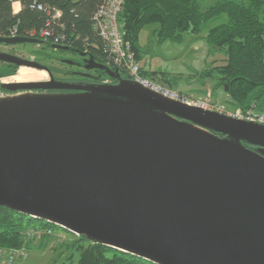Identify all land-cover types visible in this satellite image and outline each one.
Segmentation results:
<instances>
[{
    "label": "water",
    "instance_id": "1",
    "mask_svg": "<svg viewBox=\"0 0 264 264\" xmlns=\"http://www.w3.org/2000/svg\"><path fill=\"white\" fill-rule=\"evenodd\" d=\"M27 45L48 43L0 38ZM0 63L50 77L0 85L13 93L0 95V207L149 264H264L263 124L167 99L92 55L86 68L117 83ZM52 89L68 92H32Z\"/></svg>",
    "mask_w": 264,
    "mask_h": 264
},
{
    "label": "trees",
    "instance_id": "2",
    "mask_svg": "<svg viewBox=\"0 0 264 264\" xmlns=\"http://www.w3.org/2000/svg\"><path fill=\"white\" fill-rule=\"evenodd\" d=\"M103 1L0 0V37L7 35L13 27L18 29L20 36L28 31H38L57 11L60 18L52 21L51 25L54 37L62 36L64 46L87 51L104 63L101 39L93 33L92 28L94 13ZM125 1L118 21L123 25L124 36L138 61L141 52L139 34L145 27L156 25L152 34L157 44L165 40L177 44L184 40V36H196L211 22H217L207 31L205 43L224 58L221 65L204 70L202 76L209 77L214 70L220 75L216 88L223 89L227 105L232 106L233 110L264 112V0H215L208 6H203V0ZM14 2H19L18 13L13 11ZM32 3L46 7L49 14L30 9ZM142 73L149 80H159L174 87L166 74L144 69ZM14 74L0 72L1 77ZM24 223L32 226H25ZM37 228L60 230L0 207V248L3 250L35 249L33 243L21 234L27 229ZM73 237L75 240L63 246L68 254L61 264H149L109 247L91 244L83 236Z\"/></svg>",
    "mask_w": 264,
    "mask_h": 264
},
{
    "label": "rangeland",
    "instance_id": "3",
    "mask_svg": "<svg viewBox=\"0 0 264 264\" xmlns=\"http://www.w3.org/2000/svg\"><path fill=\"white\" fill-rule=\"evenodd\" d=\"M214 1L203 0V6H208ZM217 24V22H211L198 35H186L184 36V40L177 44L168 40L157 44L156 38L152 34L156 25L145 27L140 32L138 40V46L141 48L139 55L141 68L147 72L156 71L166 74L167 78L173 81L174 87H169L159 80L154 81L178 94L180 93L188 98H194L199 101H208L210 104L218 102L227 103V96L223 92V89L216 88L215 85L220 75L214 70L209 77L202 76L204 70L221 65L224 58L223 55L212 51L208 44L205 43L207 31ZM0 50H4L3 46H0ZM16 50L23 52L21 46H16ZM25 51L26 55L35 56L38 61H45L48 64L51 62L46 61V57L50 58V60L62 57L61 54H57L51 50L42 52L39 48L32 45H27ZM8 81L15 80L12 78ZM228 109L234 111L232 106H229ZM25 226L31 227L32 224H25ZM56 237L57 240L59 239V243L53 239L41 242L42 239H40V243L36 245L32 244L36 248L27 250L28 256L25 261H19L15 264H61L68 254L63 247L64 244L70 243V241L75 239L73 235L60 230ZM1 250L3 249L0 248V253L13 251Z\"/></svg>",
    "mask_w": 264,
    "mask_h": 264
},
{
    "label": "built area",
    "instance_id": "4",
    "mask_svg": "<svg viewBox=\"0 0 264 264\" xmlns=\"http://www.w3.org/2000/svg\"><path fill=\"white\" fill-rule=\"evenodd\" d=\"M125 0H104L103 3L96 9L93 19V33L101 39L102 42V59H104V65L112 70H118L119 73L122 72L123 77L128 78L130 81H135L142 88H146L151 92L158 93L159 95L170 99L175 102H181L188 107L198 108L200 110H205L208 112H217L222 115H227L235 119H241L246 122H255L264 125V112H257L249 109L247 112H243L239 109L231 111L227 103H214L210 104L208 101H199L194 98H188L182 94H178L168 88L163 87L156 81H152L143 76L142 69L138 59L135 57V53L131 47L130 42L125 38L123 25L119 23L118 17L121 14V10L125 4ZM15 5H17V10H15ZM14 13H18L20 10L19 2H14L12 4ZM32 10H38L40 12H46L47 15L49 11L46 7L42 5H36L32 3L29 7ZM54 11V10H53ZM60 15L57 11L51 15V19L46 21L43 28L38 31H28L22 37H29L33 39H40L47 43L53 45H64L65 39L61 36H55L53 29L51 27L52 21L58 20ZM20 36L18 34V29L16 27L11 28L9 33L4 37L15 38ZM0 37V38H4ZM6 78H0V85ZM8 84V83H6ZM4 84V85H6ZM1 95V94H0ZM59 230L46 229H27L21 236L30 240L33 245L40 242V239H53L55 242H60L57 240L56 235H58ZM27 248L13 249L6 253H0V264H15L19 261H25L27 258ZM3 251V250H1Z\"/></svg>",
    "mask_w": 264,
    "mask_h": 264
},
{
    "label": "flooded vegetation",
    "instance_id": "5",
    "mask_svg": "<svg viewBox=\"0 0 264 264\" xmlns=\"http://www.w3.org/2000/svg\"><path fill=\"white\" fill-rule=\"evenodd\" d=\"M51 43H48V46H39L37 48L40 49V51L42 52H47V51H52V52H56L57 54H61L62 57L60 58H55L53 60H50V58L46 57V61H50L51 65L48 64L47 62H42V61H38L37 58H35V56H30V55H26V51L25 49L27 48V46H21L22 47V51L23 52H19L16 50V47H3L4 50H0V52L2 53H7L11 56L14 57H18L21 60L24 61H32L35 62L37 64H41L42 66H44L47 70L48 73H50L51 77L58 83H68V84H78V85H86V84H90V85H98V84H103V83H107V84H115L117 83L114 79L112 78H108V76L100 70H90L87 69V63L86 61L90 58V55L88 54L87 51H82L81 49L78 48H70L69 47V51H58V50H53L50 48ZM66 56V57H64ZM96 63H101L99 62V58L95 59ZM58 64V65H57ZM104 64V63H102ZM111 69V68H110ZM19 67L13 64H9V63H0V72L2 73H8V72H14L15 74L18 73ZM112 70V69H111ZM14 75H7L6 77H13V79L15 80L16 77ZM17 75V74H16ZM46 75V79L40 82H49L50 81V77L48 74ZM10 82H15V81H10ZM6 83L5 80L2 82V84ZM33 93H47V94H64L68 91L64 90H58V89H52V90H46V91H32ZM22 93V92H21ZM0 94L3 96H6L8 94H13L12 92L9 91H4L2 89H0ZM247 148L252 149V150H257V147L255 146H247Z\"/></svg>",
    "mask_w": 264,
    "mask_h": 264
},
{
    "label": "bare ground",
    "instance_id": "6",
    "mask_svg": "<svg viewBox=\"0 0 264 264\" xmlns=\"http://www.w3.org/2000/svg\"><path fill=\"white\" fill-rule=\"evenodd\" d=\"M46 73L37 71L31 68L20 67L15 78V82H10L11 78H6V83H29V82H40L46 79ZM4 83V84H6Z\"/></svg>",
    "mask_w": 264,
    "mask_h": 264
}]
</instances>
